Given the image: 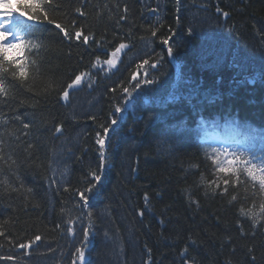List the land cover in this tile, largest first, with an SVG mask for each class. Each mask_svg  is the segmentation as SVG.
Wrapping results in <instances>:
<instances>
[{
    "label": "trees",
    "instance_id": "16d2710c",
    "mask_svg": "<svg viewBox=\"0 0 264 264\" xmlns=\"http://www.w3.org/2000/svg\"><path fill=\"white\" fill-rule=\"evenodd\" d=\"M215 2L229 13L225 27L223 10L210 17ZM45 7L72 38L46 22L37 25L44 46L28 56L39 62V73L33 68L25 87L4 74L11 96L0 103L8 120L0 123V257L80 264L73 254L87 227L85 264H264V221L253 229L238 211L259 212L262 198L251 195V183L235 190L240 199L233 204L232 189L213 194L208 185L223 187L222 180L205 157L208 147L192 141L198 114L264 124L263 62L251 44L259 41L255 32H263L264 0H52ZM121 43L127 47L109 68L104 61ZM80 73L88 75L62 99ZM145 79L155 83L137 89ZM124 88L131 97L125 99ZM16 115L30 127L23 129ZM113 118L118 124L107 141L108 163L85 206L77 192L99 163L96 133ZM58 159L69 168L62 181L55 176ZM36 235L41 240L30 249L19 247Z\"/></svg>",
    "mask_w": 264,
    "mask_h": 264
},
{
    "label": "snow or ice",
    "instance_id": "6c2138e0",
    "mask_svg": "<svg viewBox=\"0 0 264 264\" xmlns=\"http://www.w3.org/2000/svg\"><path fill=\"white\" fill-rule=\"evenodd\" d=\"M179 2V0H178ZM52 0H16L15 5L12 0H0V103H6L7 99L10 98L11 93L9 88L5 83L4 74L10 75V77L17 81L21 87L27 85L28 79L32 74V69L35 68V71L39 73V62L35 59H30L28 56L29 53H32L35 50L39 53L40 49L44 46L38 37L35 36L34 29L37 25L46 22L49 25H54L61 33H63L65 38L71 39L72 33L63 26L61 23L56 22L48 8L45 7V4H51ZM23 9V10H21ZM56 10V6H52V11ZM127 11V9H125ZM155 11V10H153ZM217 12H220L221 9L217 7ZM81 16L85 15L80 8L76 9ZM223 15L227 17L228 12H223ZM124 19V17H121ZM75 22L73 21V24ZM75 38L77 40L81 39L82 32L76 30ZM152 35H156V31L152 30ZM89 37L83 36L84 43L88 42ZM163 43L167 45L169 43L168 39H164ZM127 47L126 44H119L114 51L109 54V58L104 61L110 68L116 66L117 59L119 54L123 49ZM16 53V55H12ZM173 54V49L168 48V55ZM99 62V58H97ZM148 61L145 60L144 64H147ZM93 67H96V64H93ZM152 67H156L155 64ZM88 75V73H80L76 75L75 78L63 89L61 93V98L64 100L68 99L69 90L80 85L83 78ZM133 79H136L135 74H133ZM141 83L145 86L153 85L154 80L145 79L139 81L136 84V88L141 87ZM27 91H31V88H26ZM124 93L126 94L125 99L131 97L132 93L128 88H124ZM25 101H20V104L23 105ZM116 113H121L122 108L120 106L115 107ZM15 120L20 121L23 129H28L30 127L29 123L23 122L19 115L14 117ZM0 123L7 124L8 120L3 118V113H0ZM118 124V119L113 118L107 126L101 125L103 133H96L95 143L99 146V163L96 169H92L89 172L91 180L88 182V186L82 191H78L77 194L81 201L84 202V205L87 206L89 200V193H92L99 182L102 180L103 170L106 168L108 163V153H107V141L110 136V132L115 125ZM55 131L57 133L61 132V127L57 126ZM27 133H25L26 135ZM19 139V137H17ZM257 141H259V146H257ZM4 141L0 139V145H3ZM29 147L31 145L29 144ZM205 157L207 160L211 161V166L213 167L214 174L217 175V180L221 181L223 187L220 183H215V186L212 187L208 185L213 194H216L219 191V194L229 195L230 189H232V194L228 201L229 204L238 202L240 195L238 191L241 185H248L251 183L252 196L260 195L261 203L259 206V212H253L251 209H245L243 206L239 208V215L242 217H247L252 221L253 229L256 228L257 224H260L261 221H264V129L257 130L248 126H244V130H234L233 136L230 138V142L225 146L222 144L220 147H211L205 149ZM222 157V158H221ZM8 159H11L9 156ZM5 160L3 154V149L0 147V161ZM15 163V161H12ZM193 167H196L193 165ZM133 171H135L133 169ZM246 178V179H242ZM95 181L96 183H93ZM7 184V180L3 181ZM201 182L206 183L201 177ZM257 184H258V193H257ZM15 191V189H13ZM30 191V190H29ZM145 201L147 202L148 196L145 194ZM244 198H248V189L245 187ZM193 203H197L193 201ZM197 206L198 203H197ZM63 211V210H62ZM143 215V213H141ZM91 216V213H89ZM71 225L74 221H68ZM163 223V221H162ZM239 224V222H238ZM59 227V225H57ZM67 232L70 235L74 234V228L69 226ZM241 234L243 235V228L241 227ZM4 235L3 231H0V236ZM84 240L81 241V247L76 248L74 257H77L80 261V264H85V251L84 247L90 236V229L85 227L83 229ZM41 240L40 235H36L33 240L28 243H22L19 245L22 249H30L33 244ZM191 240V238H190ZM195 243V241H192ZM251 252L252 249H249ZM27 254V253H26ZM187 254V249H185L181 256L185 257ZM3 257H0L2 259ZM11 259V257H8ZM253 261L255 257H252ZM73 264H76V259L74 258ZM183 264H189L187 259H184Z\"/></svg>",
    "mask_w": 264,
    "mask_h": 264
},
{
    "label": "rangeland",
    "instance_id": "374dc122",
    "mask_svg": "<svg viewBox=\"0 0 264 264\" xmlns=\"http://www.w3.org/2000/svg\"><path fill=\"white\" fill-rule=\"evenodd\" d=\"M263 29H264V28H263ZM262 31L264 32V30H262ZM255 35H256V36L258 35V31L255 32ZM260 42H262V40H260V41L252 40V41H251V44H252V46H254L256 43H260ZM254 43H255V44H254ZM259 50H261V49L259 48ZM57 163L61 165V161H60V159L57 160Z\"/></svg>",
    "mask_w": 264,
    "mask_h": 264
},
{
    "label": "bare ground",
    "instance_id": "6f19581e",
    "mask_svg": "<svg viewBox=\"0 0 264 264\" xmlns=\"http://www.w3.org/2000/svg\"><path fill=\"white\" fill-rule=\"evenodd\" d=\"M212 104L211 103H208L207 107L211 106ZM231 111H234L233 109H231Z\"/></svg>",
    "mask_w": 264,
    "mask_h": 264
}]
</instances>
